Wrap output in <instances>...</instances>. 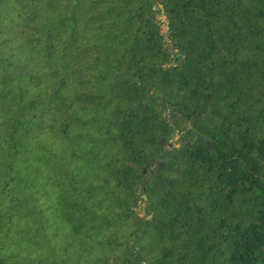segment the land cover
<instances>
[{
  "label": "trees",
  "instance_id": "16d2710c",
  "mask_svg": "<svg viewBox=\"0 0 264 264\" xmlns=\"http://www.w3.org/2000/svg\"><path fill=\"white\" fill-rule=\"evenodd\" d=\"M0 264H264V0H0Z\"/></svg>",
  "mask_w": 264,
  "mask_h": 264
},
{
  "label": "water",
  "instance_id": "95a60500",
  "mask_svg": "<svg viewBox=\"0 0 264 264\" xmlns=\"http://www.w3.org/2000/svg\"><path fill=\"white\" fill-rule=\"evenodd\" d=\"M166 41L168 42V40H166ZM166 47L169 48V49H172V45H170V44H169V46H166ZM178 138H179L178 133H176L175 141H178ZM173 148H175L174 145L169 144V146L165 149L164 153L161 154V155H159L158 159H159L160 162H159V164L157 165V167H154V168L151 170V175H152V176L155 174V171H156L157 169H160V168H163V167H164V163H163V161H164L165 157L171 152V150H172ZM144 185H145V181H143V182L141 183V186H144ZM137 195L140 196V195H141V191H139V192L137 193ZM142 198L144 199V201L147 200V198H146L145 195H143Z\"/></svg>",
  "mask_w": 264,
  "mask_h": 264
},
{
  "label": "rangeland",
  "instance_id": "374dc122",
  "mask_svg": "<svg viewBox=\"0 0 264 264\" xmlns=\"http://www.w3.org/2000/svg\"><path fill=\"white\" fill-rule=\"evenodd\" d=\"M172 145H174V147H179L181 145V139L178 138V141H173V143H171ZM155 167H157V163L155 164ZM143 199V198H142ZM141 198L138 200L139 203H141L140 201L142 200Z\"/></svg>",
  "mask_w": 264,
  "mask_h": 264
}]
</instances>
